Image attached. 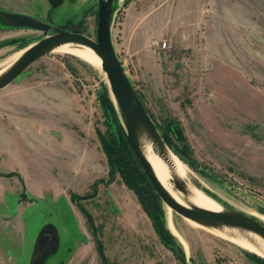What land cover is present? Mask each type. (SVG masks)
<instances>
[{
    "label": "rangeland",
    "instance_id": "1",
    "mask_svg": "<svg viewBox=\"0 0 264 264\" xmlns=\"http://www.w3.org/2000/svg\"><path fill=\"white\" fill-rule=\"evenodd\" d=\"M112 7V42L127 76L156 122L166 116L180 122L198 162L191 168L167 147L186 164L190 185L221 209L264 215V0H114ZM0 10L95 39L97 0H62L56 6L48 0H0ZM2 21L0 17V44L7 48L0 51V63L42 35L29 28L9 29ZM5 30L15 33L8 42ZM156 40H165L167 47L159 50L152 44ZM30 66L29 72L42 81L65 76L72 90L93 95V128L104 131L96 98L106 84L100 69L64 50H53ZM6 90L0 89V96ZM38 113L12 110L4 118L0 115V172H14L0 176H17L20 186L28 188L5 197L6 212L13 215L18 209L23 221L26 255L32 254L39 232L51 225L58 245L43 264H103L83 209L92 216L106 264H264L263 257L241 244L172 211L181 238L173 236L186 256L185 263L179 261L161 244L138 199V212L134 206L120 208L131 204L129 193L134 192L119 176L108 184L97 181L106 179L108 170L99 139L97 152L83 130L72 125L79 138L55 145L45 135L48 120ZM71 116L66 109L56 110L49 121L59 124ZM82 149L85 162L80 160ZM58 152L66 153L72 164L63 165ZM171 185L182 192L172 180ZM92 193L79 199V205L71 199L72 194ZM181 197L188 204L184 192ZM160 202L169 229L166 205ZM86 243L81 257L75 258L77 247Z\"/></svg>",
    "mask_w": 264,
    "mask_h": 264
},
{
    "label": "water",
    "instance_id": "2",
    "mask_svg": "<svg viewBox=\"0 0 264 264\" xmlns=\"http://www.w3.org/2000/svg\"><path fill=\"white\" fill-rule=\"evenodd\" d=\"M51 6L62 0H48ZM114 0H97V22L95 39L81 32L53 27L50 23L32 16L0 10L2 22L11 28H29L41 31L42 35L17 50H24L16 60L0 73V89L15 81L33 62L64 44L88 47L101 61V71L106 78L110 98L116 108L122 133L138 160L143 173L159 199L171 211L204 228H234L257 234L264 241V224L253 216L234 209L209 210L197 205L178 202L161 184L151 163L142 150V141L148 140L158 154L168 149L150 114L140 100L130 81L112 42ZM51 31V32H50ZM178 190L185 192V184L173 178ZM174 235V234H173ZM175 236V235H174Z\"/></svg>",
    "mask_w": 264,
    "mask_h": 264
},
{
    "label": "crops",
    "instance_id": "3",
    "mask_svg": "<svg viewBox=\"0 0 264 264\" xmlns=\"http://www.w3.org/2000/svg\"><path fill=\"white\" fill-rule=\"evenodd\" d=\"M9 29L14 30L19 28ZM5 34L7 35L5 36L7 39L5 40L6 42H8V39L15 37V33L8 32V30L5 32ZM5 48H7V45H4L3 43L0 44V51ZM30 67L31 66L26 69H29L28 72L22 74L18 79L5 87V89H7L5 94H2L0 96L1 117H6L12 112V110L17 112H23V110H38V114H40L41 119L48 120L47 123L44 124L45 126L43 125L46 128L45 135L47 137H50V139L55 142V145L57 142L61 143L62 140H66L67 138H72L75 141L76 138H79L77 134H75L76 129L74 130L72 128L73 125L76 128L79 127L81 130H83L85 139L88 137L91 141V145L94 147L95 151L98 152L100 146L97 140V134L95 132V129L93 128V124L90 118L91 108L93 109V107H97L94 96L88 94V96L86 95L87 97H84L82 93L72 90L71 84L68 80H66L65 76L57 77L54 80L42 81L41 79L43 77L29 72L31 71ZM61 109H66L72 116L68 118L67 121L56 124L53 122L55 111H60ZM50 118L53 119L49 121ZM38 129L42 130V128L40 127H38ZM68 132H70V134H68ZM58 153L62 155V157H60L59 159L63 165L72 164V160L66 157L68 156L66 153ZM101 155L102 157L104 156L103 153ZM80 156V160L85 162L86 154L83 152V149L80 152ZM1 162L2 158L0 150V166ZM0 170L2 171L1 168ZM16 177L17 176L8 177L11 185H14V187H10L11 185L9 186V180L0 176V206L2 207V211L0 210V264H30L33 259L34 250L31 251L32 254L30 253L29 255H26V253H24V225L21 217L19 218L18 209L13 215H9L6 212L8 210V206L5 201V197L7 194L18 195L20 190L24 191V193L28 191V188L26 186V189L20 186L19 182L16 180ZM60 191L63 192V190ZM127 192L129 193V191ZM129 195L132 197L131 204L126 206L124 205V207L120 204V208L127 209V207L129 206H134L135 210H137L138 212L139 205L136 204L137 197L135 193H133L132 195L129 193ZM66 197L69 201V197L67 194ZM133 201L135 202V204ZM69 203L80 217L79 219L83 221V218L82 216H80L77 209L70 201ZM19 204L20 203H18V205ZM143 214L145 215L144 212ZM142 218L143 222H146V219L143 217V215ZM86 245L87 243L85 245L82 244L81 246L77 247L78 252H75V258L81 257L85 249V247L83 248V246ZM16 257L20 258L21 262L17 263V261L15 260L17 259Z\"/></svg>",
    "mask_w": 264,
    "mask_h": 264
},
{
    "label": "trees",
    "instance_id": "4",
    "mask_svg": "<svg viewBox=\"0 0 264 264\" xmlns=\"http://www.w3.org/2000/svg\"><path fill=\"white\" fill-rule=\"evenodd\" d=\"M25 45L26 43L22 44L20 47ZM137 94L144 104L141 95L138 92ZM96 98L102 110V124L105 128L104 131L96 128V132L108 166L107 178L99 179L97 181H102L108 184L112 182L116 176H119L122 183L127 188L133 190L137 196V199L148 215L161 244L169 249L179 261L185 263L186 256L182 247L178 244L173 233L166 228L164 223L160 199L148 182L138 160L131 151L122 133L118 113L110 98L106 84H103L101 89L98 90ZM150 116L159 130L165 144L178 154L188 166L196 169L198 162L191 156V148L186 142L180 122L176 118L169 116L161 118L159 122H156V119L152 117V114H150ZM180 152H182L184 156ZM13 173L14 172H0V175L10 176ZM93 193L82 197L72 194L71 199L75 201V204L79 205V199L91 198L94 196ZM82 211L85 214L88 226L92 231L99 256L101 257L103 264H106L102 241L98 237L92 216L83 209ZM57 245L58 238L56 230L53 226L46 225L43 230L39 232L37 237L33 252V262L36 264H43V259L54 253L57 249ZM260 262L264 263V259L260 260Z\"/></svg>",
    "mask_w": 264,
    "mask_h": 264
},
{
    "label": "bare ground",
    "instance_id": "5",
    "mask_svg": "<svg viewBox=\"0 0 264 264\" xmlns=\"http://www.w3.org/2000/svg\"><path fill=\"white\" fill-rule=\"evenodd\" d=\"M54 50L55 51L64 50L68 53L74 54L77 57L87 61L88 63L92 64L94 67L101 70L100 59L88 47L68 43L61 45L55 48ZM23 51L24 50L22 49L15 52L14 54L10 55L7 58V60L0 63V73L3 72L6 68H8ZM142 150L148 161L151 163L153 170L155 171V174L159 179V181L161 182V184L178 202L187 205V202H185V200L181 197L182 192L181 193L178 192L171 185V180L173 181V177L174 179L184 182L185 184L184 193L188 203L209 210H215V211L221 210L220 206L213 199H211V197L205 194L202 190L197 189L192 185H190L189 170L186 164L183 163L175 154H173L168 149L164 151V154H158L155 147L148 140L142 141ZM166 209H167V218H168V228L171 230V232L174 235L181 238V235L175 226L173 213L171 209L167 206ZM253 217L257 219L260 223L264 224V215L262 216L253 215ZM207 229L227 239H230L233 242L241 244L249 251H252L264 258V241L257 234L250 231H243L228 227L207 228Z\"/></svg>",
    "mask_w": 264,
    "mask_h": 264
},
{
    "label": "built area",
    "instance_id": "6",
    "mask_svg": "<svg viewBox=\"0 0 264 264\" xmlns=\"http://www.w3.org/2000/svg\"><path fill=\"white\" fill-rule=\"evenodd\" d=\"M152 44L156 48H158L159 50H162V51L167 47V42L165 40H163V41L156 40V41H153Z\"/></svg>",
    "mask_w": 264,
    "mask_h": 264
},
{
    "label": "flooded vegetation",
    "instance_id": "7",
    "mask_svg": "<svg viewBox=\"0 0 264 264\" xmlns=\"http://www.w3.org/2000/svg\"><path fill=\"white\" fill-rule=\"evenodd\" d=\"M73 31H75V32H76V30H73ZM30 264H36V263H35V262H33V260H32V262H31Z\"/></svg>",
    "mask_w": 264,
    "mask_h": 264
}]
</instances>
